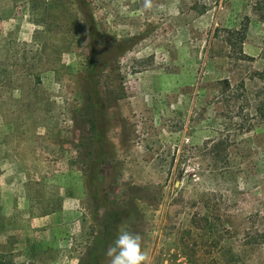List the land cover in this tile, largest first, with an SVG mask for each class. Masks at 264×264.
I'll return each mask as SVG.
<instances>
[{"label":"rangeland","instance_id":"rangeland-1","mask_svg":"<svg viewBox=\"0 0 264 264\" xmlns=\"http://www.w3.org/2000/svg\"><path fill=\"white\" fill-rule=\"evenodd\" d=\"M144 3L0 0V264H264V0Z\"/></svg>","mask_w":264,"mask_h":264},{"label":"clouds","instance_id":"clouds-1","mask_svg":"<svg viewBox=\"0 0 264 264\" xmlns=\"http://www.w3.org/2000/svg\"><path fill=\"white\" fill-rule=\"evenodd\" d=\"M144 7H152L151 0H145ZM110 264H151V258L141 248V236L126 229L121 230L109 248Z\"/></svg>","mask_w":264,"mask_h":264},{"label":"trees","instance_id":"trees-1","mask_svg":"<svg viewBox=\"0 0 264 264\" xmlns=\"http://www.w3.org/2000/svg\"><path fill=\"white\" fill-rule=\"evenodd\" d=\"M258 4H259V2L257 1L254 3V6L256 7V5H258ZM90 23H91L92 27L95 26L93 19H91ZM243 39H244V34L242 33V34H240V38L238 40V47H239L240 52H241V45L243 44ZM226 42L229 46L233 45V42L231 41L230 38H228ZM244 58H245V56H244ZM256 76H257V79L260 80L261 82H263V85H264V68L260 72H256ZM222 82H223V84H225V86L229 87V84L227 81H222ZM86 83L89 86H92L94 98L96 99L97 102H99L100 100H99L98 92H97V82L94 81V79L90 78L89 80L87 79V82L83 81V83H82L83 86H85ZM82 100L85 102V104L89 103L90 96L83 93ZM253 107H254L253 108L254 112L259 115V118H261V121H264V93L262 95H260V94L257 95V98L253 104ZM85 164H86V168H88L89 165H90V167L91 166L94 167L97 164V162H95V161L90 162L89 161L88 163H85ZM96 170L100 171V169H96ZM229 259H230L232 264H245L243 262V260L241 259L240 255H237V254H231L229 256ZM216 261H217V264H226V258L224 255H219V257H217Z\"/></svg>","mask_w":264,"mask_h":264}]
</instances>
